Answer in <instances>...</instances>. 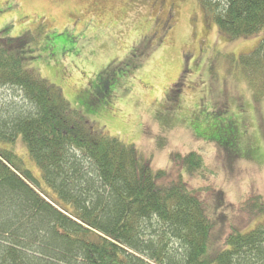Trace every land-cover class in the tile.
I'll return each instance as SVG.
<instances>
[{
  "label": "trees",
  "instance_id": "16d2710c",
  "mask_svg": "<svg viewBox=\"0 0 264 264\" xmlns=\"http://www.w3.org/2000/svg\"><path fill=\"white\" fill-rule=\"evenodd\" d=\"M200 5L220 36L260 37L229 71L263 99L264 0ZM27 42L0 37V264H264V220L240 227L223 191L189 186L202 154L176 152L170 167L155 170L30 68ZM208 141L230 156L222 139ZM247 206L264 218L262 195Z\"/></svg>",
  "mask_w": 264,
  "mask_h": 264
},
{
  "label": "rangeland",
  "instance_id": "374dc122",
  "mask_svg": "<svg viewBox=\"0 0 264 264\" xmlns=\"http://www.w3.org/2000/svg\"><path fill=\"white\" fill-rule=\"evenodd\" d=\"M0 37H27L28 66L155 170L170 167L176 152H198L204 165L189 186L223 191L240 227L264 220L255 206L242 207L264 198V98L229 71L260 37L220 36L200 0H0Z\"/></svg>",
  "mask_w": 264,
  "mask_h": 264
}]
</instances>
